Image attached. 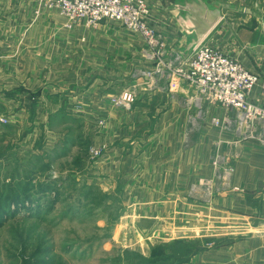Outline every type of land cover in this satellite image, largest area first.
<instances>
[{
	"label": "crops",
	"instance_id": "obj_1",
	"mask_svg": "<svg viewBox=\"0 0 264 264\" xmlns=\"http://www.w3.org/2000/svg\"><path fill=\"white\" fill-rule=\"evenodd\" d=\"M147 2L168 61H187L199 45L218 49L260 76L249 99L264 107V0ZM212 15L219 16L202 33ZM66 22L38 0H0V46L6 48L0 102L18 118L26 109L9 95L17 92L25 102L35 96L36 123L49 125L42 110L67 111L64 125L71 117L84 127L81 141L103 149L93 161L95 174L115 195L113 204L118 197L124 207L106 250L150 257L153 240L167 247L180 239L226 237L224 246L184 264H264V144L258 141L264 126L257 123L252 139L241 131L237 111L207 101L191 84L171 90L167 71L149 77L155 62L145 42L118 23L69 30ZM126 91L135 102L115 106L112 99ZM96 118L106 121L97 134L88 129Z\"/></svg>",
	"mask_w": 264,
	"mask_h": 264
},
{
	"label": "rangeland",
	"instance_id": "obj_2",
	"mask_svg": "<svg viewBox=\"0 0 264 264\" xmlns=\"http://www.w3.org/2000/svg\"><path fill=\"white\" fill-rule=\"evenodd\" d=\"M5 49L0 46V56ZM12 94L15 104L20 101L17 108L26 112L17 118L18 112L8 113L0 102V119L7 120L0 121V264H154L165 256L167 264H184L225 245L226 237L180 239L167 247L153 240L156 258L120 247L106 250L124 207L117 196L113 204L115 195L95 174L93 161L103 149L92 156L91 141H81L84 127L71 117L64 125L67 111L42 110L40 117L49 123L44 126L36 123V97L25 102ZM100 120L92 119L88 129L97 134ZM47 128L56 133L52 139Z\"/></svg>",
	"mask_w": 264,
	"mask_h": 264
},
{
	"label": "built area",
	"instance_id": "obj_3",
	"mask_svg": "<svg viewBox=\"0 0 264 264\" xmlns=\"http://www.w3.org/2000/svg\"><path fill=\"white\" fill-rule=\"evenodd\" d=\"M39 7L45 10H58L66 18L65 28L72 30L81 25L96 29L107 21L116 22L132 34L143 39L146 50L155 62L153 71L147 73L155 77L164 71L170 76V89L176 90L182 83L191 84L209 102L220 105L229 111L239 113L240 129L250 138L257 123L264 126V107L249 99L250 93L260 81V76L248 71L241 63L226 56L220 50L208 45H199L194 55L184 62L173 63L167 60V43L150 23L151 10L147 0H38ZM136 96L126 91L112 99L117 107H130ZM1 122L7 120L1 118ZM213 124L222 128L223 123L214 119ZM106 121H99L104 128ZM264 144V139L258 138ZM92 156L102 151L91 149ZM220 165L219 157L214 166ZM232 171V169H227Z\"/></svg>",
	"mask_w": 264,
	"mask_h": 264
},
{
	"label": "trees",
	"instance_id": "obj_4",
	"mask_svg": "<svg viewBox=\"0 0 264 264\" xmlns=\"http://www.w3.org/2000/svg\"><path fill=\"white\" fill-rule=\"evenodd\" d=\"M52 123H53V121H52ZM61 149V148H60ZM62 150V152H64L65 153V150L66 149H61ZM79 161V160H78ZM79 163H80V161H79ZM11 202H15V200H14V198H12V201ZM4 203H6V201H4ZM16 203V202H15ZM158 249H154L153 250V252H152V256L151 257H153V256H155V258L157 257V253H156V251H157ZM162 251H163V249H162ZM166 257L167 256H165L164 258H162V259H159V260H157V261H154L155 263L154 264H156V263H159V262H163V260H166ZM172 257H168V259H171Z\"/></svg>",
	"mask_w": 264,
	"mask_h": 264
},
{
	"label": "water",
	"instance_id": "obj_5",
	"mask_svg": "<svg viewBox=\"0 0 264 264\" xmlns=\"http://www.w3.org/2000/svg\"><path fill=\"white\" fill-rule=\"evenodd\" d=\"M215 16L213 17L212 15L210 19L205 22V29L202 30V33H205L207 30H209V28L213 25V23L215 22V20L218 18L219 15H215Z\"/></svg>",
	"mask_w": 264,
	"mask_h": 264
}]
</instances>
